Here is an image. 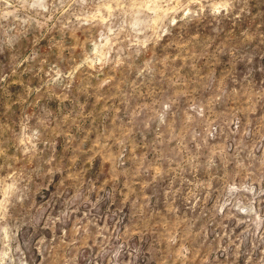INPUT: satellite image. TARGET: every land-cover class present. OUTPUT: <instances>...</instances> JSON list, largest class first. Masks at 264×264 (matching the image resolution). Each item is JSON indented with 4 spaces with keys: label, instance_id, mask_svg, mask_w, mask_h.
I'll list each match as a JSON object with an SVG mask.
<instances>
[{
    "label": "rangeland",
    "instance_id": "rangeland-1",
    "mask_svg": "<svg viewBox=\"0 0 264 264\" xmlns=\"http://www.w3.org/2000/svg\"><path fill=\"white\" fill-rule=\"evenodd\" d=\"M0 264H264V0H0Z\"/></svg>",
    "mask_w": 264,
    "mask_h": 264
}]
</instances>
